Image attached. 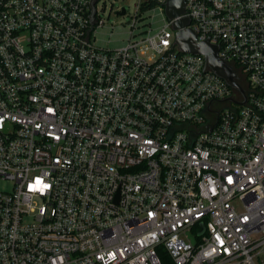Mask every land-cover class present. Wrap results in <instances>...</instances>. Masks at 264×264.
Wrapping results in <instances>:
<instances>
[{
	"label": "built area",
	"instance_id": "obj_1",
	"mask_svg": "<svg viewBox=\"0 0 264 264\" xmlns=\"http://www.w3.org/2000/svg\"><path fill=\"white\" fill-rule=\"evenodd\" d=\"M97 1L0 0V264H264V0L183 15L241 89Z\"/></svg>",
	"mask_w": 264,
	"mask_h": 264
},
{
	"label": "water",
	"instance_id": "obj_2",
	"mask_svg": "<svg viewBox=\"0 0 264 264\" xmlns=\"http://www.w3.org/2000/svg\"><path fill=\"white\" fill-rule=\"evenodd\" d=\"M97 0H93L94 4ZM93 4L94 13L96 12ZM187 0H166V15L170 20H173L172 27L176 31L175 43L183 52L193 54H202L207 59V65L225 78L230 85L241 89V86L236 81V72L233 67L220 56L219 47L209 41L199 40L196 32L190 26L191 19L188 16H183L186 13ZM119 14H125L126 8L118 11Z\"/></svg>",
	"mask_w": 264,
	"mask_h": 264
},
{
	"label": "rangeland",
	"instance_id": "obj_3",
	"mask_svg": "<svg viewBox=\"0 0 264 264\" xmlns=\"http://www.w3.org/2000/svg\"><path fill=\"white\" fill-rule=\"evenodd\" d=\"M139 0H98L99 17L105 20L103 26L97 28L98 44L102 47L119 48L124 46L132 29ZM126 8L125 14H119L121 8ZM153 29L164 25V14L157 8L148 15Z\"/></svg>",
	"mask_w": 264,
	"mask_h": 264
}]
</instances>
